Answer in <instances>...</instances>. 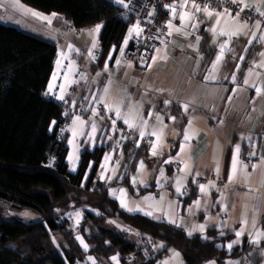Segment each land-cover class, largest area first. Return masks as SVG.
<instances>
[{"label": "crops", "instance_id": "1", "mask_svg": "<svg viewBox=\"0 0 264 264\" xmlns=\"http://www.w3.org/2000/svg\"><path fill=\"white\" fill-rule=\"evenodd\" d=\"M4 1L14 4L11 10L3 13L5 17L0 18L3 23L25 26V30L56 44V57L46 85L48 94L66 107L71 103L86 107L83 116L69 118L61 128L69 132L66 160L70 171H76L86 147L93 149L108 143L100 163L99 178L103 174L105 179L102 180L111 182L122 177L124 167L119 143L111 137L114 120L126 131H131L130 140L134 145L147 140L150 154L152 144L157 143L155 156L170 152L175 143V151L164 160L173 165L171 178L165 172L164 163L148 166L144 159H139L129 177L134 192L117 184L109 187L110 195L120 203L119 190L125 189L128 205L125 209H142L129 212L151 211L152 215L147 216L182 225L188 232H200L193 231L194 226L204 225L203 232L213 228L220 235L231 234L219 246L227 252L235 246L245 250L237 257L225 258L221 264H264V237L258 243L252 242L257 232H264V55H261L264 53V39H261L264 22L261 19L246 21L228 10L213 11L205 5L196 11L184 1L181 6L171 7L167 20L172 25L171 35L167 23L168 41L154 52L155 60H151L150 67L141 70L123 57L136 35L133 33L124 44L133 25L128 26L121 45L110 49L111 59L108 53L106 60L99 64L95 53L100 51L102 23L76 29L55 12L35 9L31 10L48 20L36 18L30 12L23 18L22 7L16 0ZM244 4L251 5L245 8L264 12V0H243L241 6ZM205 7L212 15H207ZM185 13L182 23L180 16ZM257 21L260 28L256 27ZM97 25L101 26L98 33L94 31ZM233 31L240 34H226ZM225 43L222 59L213 69L216 57L221 54L220 46ZM209 76L214 78L206 79ZM136 77H140V81H135ZM257 87L262 89L259 94ZM61 95L63 100L58 99ZM117 108L122 113L120 118ZM129 113H134V128L124 123ZM76 117L83 123L76 122ZM93 124L95 132L90 137ZM74 130L78 132L75 138ZM141 131L145 133L143 137ZM186 132L187 141L184 139ZM154 133L160 134L159 139ZM69 140L74 143L70 144ZM234 153L238 163L233 172ZM106 154L110 159L105 160ZM141 162L143 168H140ZM230 174L232 179H229ZM109 176L111 180L107 179ZM133 177L136 184H133ZM168 178L170 182L165 185ZM178 181L182 185L181 193L176 191ZM152 183L156 186L153 193H140L141 188L148 189ZM191 185L197 187L198 196L185 203L183 200ZM200 185H205L207 190L201 192ZM111 190H116L115 196ZM194 201H199V206ZM237 232L244 234L237 237ZM232 241L238 243L229 249ZM174 251L179 253L178 259L173 256ZM174 251L159 264H183L180 252ZM113 262L118 264L119 261ZM202 264L220 263L210 259Z\"/></svg>", "mask_w": 264, "mask_h": 264}, {"label": "trees", "instance_id": "2", "mask_svg": "<svg viewBox=\"0 0 264 264\" xmlns=\"http://www.w3.org/2000/svg\"><path fill=\"white\" fill-rule=\"evenodd\" d=\"M16 1L22 7L23 18L29 9H35L55 12L76 29L102 23L96 59L99 64L106 60L112 47L117 49L121 45L128 26L133 25L122 19L123 6L115 0ZM12 4L3 5L1 14L11 10ZM21 28L0 19V264H87L88 257L98 264H103V259L115 264L113 256L118 264H159L174 250L180 252L183 264H202L210 259L221 264L225 258L239 256L244 247L235 246L227 252L219 246L231 234L220 235L218 230L208 228L189 236L184 226L131 213L110 195L109 187L117 184L134 192L129 177L139 159H144L148 166L164 163L171 178L173 165L164 160L175 151V143L170 152L154 156L147 140L138 145L124 140L127 131L117 122L111 137L119 143L122 177L111 182L99 178L108 143L93 149L86 147L76 171H69V132L61 128L79 107H84V112L86 107L71 103L74 108L69 109L48 94L46 85L56 57V44ZM155 188L152 183L148 189L141 188L140 193H153ZM197 196V187L191 185L183 201ZM81 204L99 212L84 211L76 234L64 224L61 215L71 206ZM11 210L33 212L36 217L19 218ZM111 215H117L130 229L111 227L107 221ZM132 229L141 243L130 237ZM56 234L63 238V244L56 240Z\"/></svg>", "mask_w": 264, "mask_h": 264}, {"label": "built area", "instance_id": "3", "mask_svg": "<svg viewBox=\"0 0 264 264\" xmlns=\"http://www.w3.org/2000/svg\"><path fill=\"white\" fill-rule=\"evenodd\" d=\"M184 1L190 9L195 8L194 5H205L216 11L228 10L235 15L240 13L239 18L246 21L261 19L264 22V16H261L257 10L244 7V11L241 12L243 6L231 0H131L129 7H123L120 16L133 25L139 23L143 32L135 35L131 44L125 49L124 60L141 70L149 68L154 52L168 41L167 20L171 7L181 6ZM98 55L99 52H96L95 59ZM73 108L74 105L71 104L69 109ZM83 112L84 107H79L73 116H81Z\"/></svg>", "mask_w": 264, "mask_h": 264}, {"label": "snow or ice", "instance_id": "4", "mask_svg": "<svg viewBox=\"0 0 264 264\" xmlns=\"http://www.w3.org/2000/svg\"><path fill=\"white\" fill-rule=\"evenodd\" d=\"M115 2L118 3V4H121L123 7L127 8V7H129V4L131 3V0H115ZM233 3H241V4H243V0H233ZM194 6H195L196 11H200L199 5H194ZM244 7H251V5L244 4ZM244 7H242L240 9L241 12L244 11ZM28 11L30 12L31 15H33L36 18L48 20V17H45V16H43L42 14H40L38 12H35L33 10H30V9ZM205 12L207 13V15H212V13L208 11L207 7H205ZM53 15H55V14H53ZM149 15H151V13ZM185 15H187V14L185 13V14H182L180 16V20H181L182 23L185 20ZM217 15L219 16L220 14H217ZM239 15H240V13H237L236 14L237 18L239 17ZM260 15L264 16V12L260 13ZM49 23H50V20H49ZM167 23H168V26L170 28L169 35H171L172 25H171V22L170 21L167 22ZM100 27H101L100 25H97L96 28L94 29V31L98 33ZM193 27H195V25H193ZM256 27L257 28H260L261 27V24H260L259 21H257ZM176 30L177 31H180V29H176ZM213 31L215 32V29H213ZM141 32H143V29L139 26V23L133 25V27L129 29L128 37L125 39L124 44L126 45L128 43V39L131 38V36H132L133 33H135L136 35H140ZM222 34H225V33H222ZM226 34L229 35V36H232V35H239L240 32L239 31H233V32H229V33H226ZM255 35H256V33L253 32L252 33V36H255ZM261 39H264V35L261 36ZM251 42L252 41L249 40V43H251ZM226 43L225 44H222L220 46V48H221V54L216 57V61L213 63V69H215L216 63L219 62L222 59V55H223L224 51L226 50ZM95 46H96V42L94 40L93 41V48H95ZM121 52L123 53V48H121ZM61 55H63V54H61ZM111 55H112V53L110 52L109 53V59H111ZM261 55H264V53H262ZM153 59L155 60V57H153ZM240 59H243V57L241 56ZM60 63H61V61L58 59L57 60V64L59 65ZM117 63H119V61H117ZM105 67L107 68V62L105 64ZM237 67H239V65H237ZM213 78H214L213 76L206 77V79H213ZM233 79H235V75H233ZM245 83H248V81L245 80ZM51 90H52V84L50 83L49 84V92H51ZM105 91H107V89H105ZM261 91H262L261 88H259V87L256 88V92L258 94L261 93ZM58 99L63 100L64 99L63 95L59 96ZM229 99H231V97H229ZM165 103H168V101H165ZM106 107H109L110 108L111 106L110 105H106ZM186 107H187V105H185V108ZM116 111H117V117L120 118L121 115H122V113H120L119 108H117ZM93 112L95 114V110H93ZM149 115H151V113H149ZM134 119H135L134 113H129L124 118V123L127 124L129 128H134V127H136V125L133 123V120ZM157 119L160 120L161 117L157 116ZM76 122H79L81 124L83 123V121H81L79 117H76ZM52 123L55 124V121H53ZM115 123L116 122L114 120L113 121V127H115ZM144 123H146V122H144ZM92 128H93L92 133H89V136L90 137L95 132V124H93ZM77 134H78V132L76 130H74L73 131V137L75 138ZM154 134L157 135L158 136V139H159V135L160 134L159 133H154ZM140 135H141V137H143L145 135V133L143 131H141L140 132ZM184 139H185V141H187L189 139V136H188L187 132L185 133ZM69 143L70 144H73L74 143V140H69ZM157 147H158V144L157 143H153L152 144V155H154V156L157 155V151H156ZM182 148H183V145H182ZM237 152H238V147H237ZM254 154L255 153H253L252 155H254ZM69 159L70 160L72 159V156L71 155H70ZM108 159H110V155H107L106 154L105 160H108ZM166 163H168V161H166ZM237 163H238L237 154L234 153V155H233V162H232V170H233V172L235 171V168H236ZM104 167L105 166L102 165V168H104ZM140 168H143V162H141ZM74 169H75V163H73V170ZM217 171H218V169H217ZM161 177H163V171H161ZM100 179H105V176L103 174H101ZM107 179L111 180L112 177L109 176V177H107ZM229 179H232V174H230ZM136 183H137V180H136L135 177H133V184H136ZM139 183L143 184L144 181H139ZM181 187H182V185L178 181L177 187H176L177 193H181ZM200 190H201V192H205L207 190V188H206L205 185H200ZM119 192H120V196L117 197V198L120 199L121 207L127 208L128 205H127V199H126V195H127L126 194V190L125 189H120ZM111 194L115 196L116 195V190H111ZM161 199H163V197H161ZM194 204H196L197 206H199V201H194ZM128 210L129 211H133V210L141 211L142 209H139V208H137V209H131V208H129ZM144 214L150 216V215H152V212L151 211H146V212H144ZM79 215H80V213L77 212L76 213V216L79 217ZM197 229L202 233L204 231V225L194 226L193 231H196ZM243 234H244L243 232H237L236 233V236L237 237H240ZM188 235L191 236L192 235V232H189ZM261 237H264V232H257L256 233V236H255V238L253 239L252 242L253 243H258ZM77 239L80 240L81 244L85 248L88 247L86 244H84V241L80 237H77ZM236 243H238V241H232L228 245L229 249H231L232 246H233V244H236ZM173 256L178 259L179 258V253L174 251L173 252ZM88 259L89 260H92L93 261V264H95V261H94V259L92 257H88ZM111 259L113 261H116L117 260V257L116 256H113V257H111Z\"/></svg>", "mask_w": 264, "mask_h": 264}, {"label": "rangeland", "instance_id": "5", "mask_svg": "<svg viewBox=\"0 0 264 264\" xmlns=\"http://www.w3.org/2000/svg\"><path fill=\"white\" fill-rule=\"evenodd\" d=\"M9 1L13 2V0H9ZM3 5H5L4 0H0V18H4L5 17L4 15L1 14V7ZM21 29H26V27L22 26ZM135 81H140V77H136ZM131 136H132L131 131H127L124 137L131 138ZM50 163H51V161H50ZM69 171H70V168H69ZM71 172H75V171H71ZM84 211H90V212H93V213H98L99 212L98 209H96L94 207H91L88 204H81V205L71 206L70 209L65 210L64 213L61 215V217H62L61 219L63 220L64 224L69 229H71L72 231L76 232V234H77V230L79 229V227L81 225V222H82V219H83ZM22 212H15V211H12V210L10 211V213L12 215H14L16 217H19V218H20V216H21V218H25L26 217L25 219H27V220H34V218L36 217V215L33 212H29V214H25L24 213L25 211H22ZM77 212L80 213L79 217L76 216ZM107 221H108V223H109V225L111 227H113V228H115L117 230L130 229V226L127 223H125L121 218H119L117 215L109 216ZM132 232L133 233L130 234V237L133 238L134 240H136L137 243H141L140 240L137 239L134 229H132ZM56 235H57L56 236V240L58 242H60L61 244H63L64 243L63 238L59 234H56ZM94 261H96V260L94 259ZM86 263L87 264H93V261L89 260L88 258H86ZM95 264H98V263L95 262ZM103 264H110V262H108V261L103 259Z\"/></svg>", "mask_w": 264, "mask_h": 264}, {"label": "bare ground", "instance_id": "6", "mask_svg": "<svg viewBox=\"0 0 264 264\" xmlns=\"http://www.w3.org/2000/svg\"><path fill=\"white\" fill-rule=\"evenodd\" d=\"M128 139H130V138H128V137L127 138H124V140H128Z\"/></svg>", "mask_w": 264, "mask_h": 264}]
</instances>
